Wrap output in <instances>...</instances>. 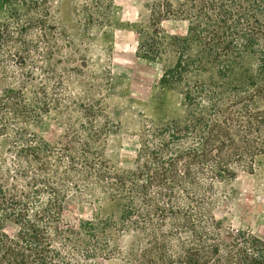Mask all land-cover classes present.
Returning <instances> with one entry per match:
<instances>
[{
	"label": "trees",
	"instance_id": "1",
	"mask_svg": "<svg viewBox=\"0 0 264 264\" xmlns=\"http://www.w3.org/2000/svg\"><path fill=\"white\" fill-rule=\"evenodd\" d=\"M51 2H2L0 80L20 86L0 89V264H264V239L224 236L214 212L217 187L264 156V0H157L156 16L185 21L186 32L141 28L137 54L154 62L174 55L160 82L180 91L183 115L146 129L124 171L100 151L106 124L98 126L95 102L64 106L82 119L81 132L66 128L72 144L34 130L61 105L55 84L28 96L20 80L63 35ZM109 9L108 0H85L83 26H105ZM74 201L107 214L71 226L63 215Z\"/></svg>",
	"mask_w": 264,
	"mask_h": 264
},
{
	"label": "rangeland",
	"instance_id": "2",
	"mask_svg": "<svg viewBox=\"0 0 264 264\" xmlns=\"http://www.w3.org/2000/svg\"><path fill=\"white\" fill-rule=\"evenodd\" d=\"M51 1V16L63 35L56 39L46 61L37 57V66H30L29 75L20 80H26L22 84L28 96L29 91L42 85L48 91L50 84H55L59 87L56 98L61 105L58 110L44 114L34 130L51 144H72L66 128L71 125L80 130L82 119L64 106L86 107L95 102L100 117L98 126L106 124L100 145L103 158L115 171L131 170L146 129L183 115L180 91L160 82L162 66L172 63L174 55L168 53L159 62L142 58L137 54L138 32L152 27L166 35H184L187 24L156 16L157 0H108L109 23L87 28L82 24L80 11L85 0ZM2 2L0 18L4 14ZM259 47L264 49V38ZM16 65L12 62V66ZM47 78H51L50 83ZM7 86L18 89L20 85L0 80V89ZM214 202L224 236L242 231L264 239V156L255 160L251 173L239 171L233 180L217 187ZM96 212L107 214L104 207L74 201L65 211L63 222L76 226ZM78 264H122V261L117 257H95L78 259Z\"/></svg>",
	"mask_w": 264,
	"mask_h": 264
}]
</instances>
